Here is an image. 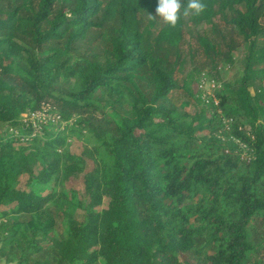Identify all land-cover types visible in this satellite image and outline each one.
Segmentation results:
<instances>
[{
  "label": "trees",
  "instance_id": "1",
  "mask_svg": "<svg viewBox=\"0 0 264 264\" xmlns=\"http://www.w3.org/2000/svg\"><path fill=\"white\" fill-rule=\"evenodd\" d=\"M202 2L171 27L158 0H0V264H264V0ZM241 47L237 82L199 95ZM44 104L70 122L24 141ZM221 117L251 158L220 144ZM70 179L104 206L78 219L40 192Z\"/></svg>",
  "mask_w": 264,
  "mask_h": 264
},
{
  "label": "rangeland",
  "instance_id": "2",
  "mask_svg": "<svg viewBox=\"0 0 264 264\" xmlns=\"http://www.w3.org/2000/svg\"><path fill=\"white\" fill-rule=\"evenodd\" d=\"M182 3L186 4V0H182ZM245 52H246V48L241 47L234 53L231 60L221 62L218 65L217 69L214 71H209V72L205 71L204 73H206L205 74L206 80H204L202 82V85L199 86V95H201L203 98L204 97L206 98L209 95L212 96V90L215 87V82H217L220 86L224 82H229L231 84L237 82L239 76L242 73V65L244 63ZM208 76H211L214 79L208 80ZM200 81H201V78H200ZM200 81H199V84H200ZM46 105L47 104H44V106ZM105 107L108 113L115 118H118L119 116L123 115L124 111L127 109V107L115 106L113 104H105ZM218 120H220V127H218L215 134L219 137V142L225 148V150L229 154H232L233 156H235L241 161L251 158L252 157L251 147L249 146L248 148L245 143L239 141L236 137L234 138V136L232 135V132L235 129V124L237 122V119L230 120L228 118L221 117ZM237 125L244 128L242 121H238ZM46 128L48 130L51 129L50 127H48V125ZM18 133L19 132L12 131V135H15ZM39 133H41V130L39 131ZM205 133H208V130H206ZM68 140H69L68 142L69 144L67 148L71 154L75 156H80L85 153L86 142L84 141L83 137L79 138L78 135L75 133L71 137H69ZM91 167H92V161L87 159L86 168L90 169ZM27 181H28L27 174L21 175L19 179V186L21 188H27L29 190L31 186L30 187L28 186ZM49 184L43 190H40V192L42 194H46L47 192L51 190L53 191L63 190V192L67 195L69 200L72 201L75 207V214L78 219H83L88 209L98 210L102 206H104L103 204L99 206L97 205L94 207L93 205L90 206V199L89 197H86V195L84 194L80 179L68 180L62 186V189L59 186L53 187ZM32 187L39 189L41 188V185L34 184Z\"/></svg>",
  "mask_w": 264,
  "mask_h": 264
},
{
  "label": "clouds",
  "instance_id": "3",
  "mask_svg": "<svg viewBox=\"0 0 264 264\" xmlns=\"http://www.w3.org/2000/svg\"><path fill=\"white\" fill-rule=\"evenodd\" d=\"M206 5L202 0H186V4L182 0H158L155 15L159 16L166 24L176 27L181 16L187 18L193 13L200 15L205 11ZM152 18L155 16L150 15Z\"/></svg>",
  "mask_w": 264,
  "mask_h": 264
},
{
  "label": "built area",
  "instance_id": "4",
  "mask_svg": "<svg viewBox=\"0 0 264 264\" xmlns=\"http://www.w3.org/2000/svg\"><path fill=\"white\" fill-rule=\"evenodd\" d=\"M204 80H206V77L203 74L199 86L202 85V82ZM213 86H214V84H213ZM215 103H216V101H215ZM21 119L24 123L30 124L32 126V131L29 134L21 136V139H23L24 141L28 138L36 136L37 134H41V133H39V131L41 130V132H42V129L44 126H47L49 124L60 123L59 128L62 129V128H64L66 122L67 123L70 122V120L65 121L64 119H62L60 114L52 112L50 110V107L48 104L46 106L43 105L38 110L22 113ZM10 131L11 132L12 131L17 132L16 130H13L12 128H10ZM15 135H18V134H15Z\"/></svg>",
  "mask_w": 264,
  "mask_h": 264
}]
</instances>
